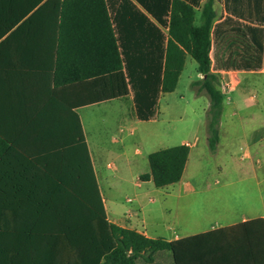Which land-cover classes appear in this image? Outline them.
Segmentation results:
<instances>
[{"label":"trees","instance_id":"obj_1","mask_svg":"<svg viewBox=\"0 0 264 264\" xmlns=\"http://www.w3.org/2000/svg\"><path fill=\"white\" fill-rule=\"evenodd\" d=\"M29 1H33L30 12L37 4L35 12H54L59 55L66 45L76 55L83 56L82 50L86 49L88 64L93 51L86 42L68 41L66 34L64 37L66 14L72 3L77 7L82 3L91 5L92 11L95 3H101L106 19L102 50L97 54L100 65L97 70L88 69L81 77L72 73V82L87 83L88 98L82 105L132 93L137 118L151 120L157 115L161 94L177 88L187 55L192 56L203 75L202 88L210 97L207 127L211 150H216L220 139L226 99L219 86V75L213 70L264 66V17L263 25L257 28L231 16L214 25V0L204 3L201 0H121L119 15H137L140 21L134 22H141L138 28L142 31L144 23L146 31L149 29V46L144 51L129 48L132 40L141 43L142 38L130 36L127 23L132 21L120 20L118 13L111 21L107 0ZM225 4L228 11L238 13L228 0ZM97 11L100 12L99 7ZM253 31H257V43ZM221 36L230 43L241 42L243 49L245 45L248 57L223 60L216 54L212 65V44ZM76 59H71L73 66ZM61 64L58 56L57 67ZM65 140V146L54 149L56 152L47 148L39 155L28 156L16 148H6L0 140V264H137L145 252L174 250L181 241L150 238L108 219L81 119L74 111ZM189 150L188 145L181 144L151 152L148 155L150 171L141 174V180H153L157 187L180 181ZM190 238L222 239L225 252L241 256L237 262L264 264L263 217ZM229 239L234 242L226 244Z\"/></svg>","mask_w":264,"mask_h":264},{"label":"crops","instance_id":"obj_2","mask_svg":"<svg viewBox=\"0 0 264 264\" xmlns=\"http://www.w3.org/2000/svg\"><path fill=\"white\" fill-rule=\"evenodd\" d=\"M107 1L110 3H108L110 6L108 14L111 16V21L118 13L120 20L132 21L127 23L130 36L137 39L142 38L141 43H138V40H132L129 48L131 50H146V47L149 46V29L146 31L143 23L141 31L138 28L141 22H138V24L134 22L136 20L140 21L138 19L140 17L132 13H120L119 15L121 0ZM205 1L201 0V3ZM228 1L232 9L240 14L228 11L225 0H214L213 7L216 12L214 25L227 16L239 19L255 28L263 25L264 0ZM30 4H33V1L30 3L29 0H0V140L3 142V146L16 148L22 155H39L42 149L47 148L52 149L50 150L52 152H56L54 149L65 146L66 133L70 131L71 117L74 111L81 119L95 174L99 182L95 165L97 155L93 156L91 144L84 129L82 111L89 106L99 105L110 100L82 105L83 101L88 98L87 83L83 80L72 82L71 79L72 73L77 77H81L87 73L88 69L97 70L100 65L97 54L99 50H102V30L106 19L105 14L101 11V3H99L100 5L95 3L94 11H92L93 7L91 5L87 6V4L82 3V5H79L80 7H77L76 4L72 3L69 5L66 14L67 22L64 37L66 34V40L68 41L81 40L84 43L86 42V45L93 51V58L89 64L86 49L82 50L83 56L80 53L76 55L69 45H66L61 49L59 55L58 32L54 22V12H35L39 7L38 4L30 12L28 10ZM98 7L100 12L97 11ZM149 17L152 19L150 15ZM112 25L114 26L113 22ZM253 32L257 43V31ZM146 38L147 40H145ZM243 43L245 44L244 41ZM242 45L241 42H238V44L230 43L225 36H221L212 44L210 51L212 65L216 54L223 60L247 58V51H244L246 46L244 45L243 49ZM58 56L62 60L59 68L57 67ZM74 58L77 59L73 66L71 59ZM213 72L219 75L220 83L228 86L227 93L220 86L226 96L220 127L223 123V115L238 118L242 136L255 142L254 146L244 148L242 157L251 159L256 164V170L264 173V134H262L264 118H261L264 117V98L260 96L259 92L260 76L264 75V66L260 69L221 68L213 70ZM198 75L199 78L203 77L199 71ZM200 91L207 93L206 89L202 88V84L199 88ZM163 94H161L160 99ZM207 96L209 109L210 97L208 93ZM115 99L130 101L136 116L132 93L126 97ZM225 110H228V114L224 112ZM151 120H154V118ZM227 120H224V122L227 123ZM208 136L207 133V140ZM181 144L189 146L190 158V151L197 146L198 142L182 141L179 145ZM219 146H221V138L216 150ZM108 166L116 168L112 163H108ZM183 176L176 183L182 182ZM223 176L227 180L230 179L229 174ZM239 176L241 179L246 177L245 175ZM151 182L153 180L142 181L140 178L139 184H149ZM259 185L260 182H256V186ZM185 186L192 192L199 191L190 182H186ZM129 199V202L133 201L132 198ZM262 199L263 196L261 195ZM105 208L108 216L106 204ZM136 214L137 212L130 211L118 221L111 220L109 216L108 219L122 227L136 229L150 238H161L168 242L181 241L176 243L174 250H161L155 253L145 252L142 257L137 259V264H241L237 262L241 260L240 255L224 251L223 244L225 243H222L224 240L216 238L199 241V239L190 237L258 217L264 218V210L261 205L259 209H247L239 219L228 222H212L204 227L188 226L186 230H181V226L178 225L161 226L159 223H148L146 219L141 220V227L139 220H136ZM185 239L190 240L183 241ZM231 242L234 241L229 239L226 244H231ZM229 247L231 248V246Z\"/></svg>","mask_w":264,"mask_h":264},{"label":"rangeland","instance_id":"obj_3","mask_svg":"<svg viewBox=\"0 0 264 264\" xmlns=\"http://www.w3.org/2000/svg\"><path fill=\"white\" fill-rule=\"evenodd\" d=\"M198 76V64L188 55L177 88L163 94L154 120H138L131 102L121 99L82 111L93 156L97 155L96 171L111 220L118 221L133 211L141 227V220L146 219L148 223L178 225L186 230L188 226L204 227L239 219L247 209H259L261 205L264 210V173L256 170L251 159L242 157L244 148L255 142L242 136L237 117L223 115L221 146L216 151L210 149L209 100L205 91L199 92ZM260 83V96L264 98V75ZM219 86L228 92V86L220 82ZM224 112L228 114V110ZM182 141L198 142L190 151L182 182L167 187H157L154 182L139 184L140 174L150 171L148 155ZM227 174L228 180L223 176ZM239 175L246 177L241 179ZM258 181L260 185L256 186ZM186 182L199 191L187 189ZM129 198L133 201L129 202Z\"/></svg>","mask_w":264,"mask_h":264},{"label":"built area","instance_id":"obj_4","mask_svg":"<svg viewBox=\"0 0 264 264\" xmlns=\"http://www.w3.org/2000/svg\"><path fill=\"white\" fill-rule=\"evenodd\" d=\"M129 200H131V199H129Z\"/></svg>","mask_w":264,"mask_h":264}]
</instances>
